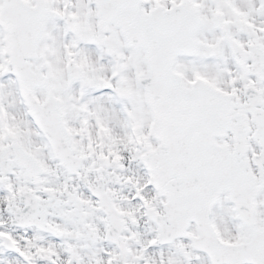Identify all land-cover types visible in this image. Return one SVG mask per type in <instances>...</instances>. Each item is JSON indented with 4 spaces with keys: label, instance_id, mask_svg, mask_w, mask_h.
Wrapping results in <instances>:
<instances>
[{
    "label": "snow or ice",
    "instance_id": "snow-or-ice-1",
    "mask_svg": "<svg viewBox=\"0 0 264 264\" xmlns=\"http://www.w3.org/2000/svg\"><path fill=\"white\" fill-rule=\"evenodd\" d=\"M0 264H264V0H0Z\"/></svg>",
    "mask_w": 264,
    "mask_h": 264
}]
</instances>
